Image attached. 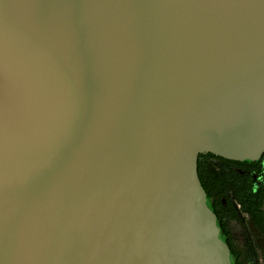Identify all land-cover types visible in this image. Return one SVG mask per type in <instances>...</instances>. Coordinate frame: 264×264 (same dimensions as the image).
Instances as JSON below:
<instances>
[{
	"label": "water",
	"instance_id": "obj_1",
	"mask_svg": "<svg viewBox=\"0 0 264 264\" xmlns=\"http://www.w3.org/2000/svg\"><path fill=\"white\" fill-rule=\"evenodd\" d=\"M209 153L264 154V0H0V264H232Z\"/></svg>",
	"mask_w": 264,
	"mask_h": 264
},
{
	"label": "flooded vegetation",
	"instance_id": "obj_2",
	"mask_svg": "<svg viewBox=\"0 0 264 264\" xmlns=\"http://www.w3.org/2000/svg\"><path fill=\"white\" fill-rule=\"evenodd\" d=\"M218 157H211L210 161L221 168L224 167L239 175L251 177L254 196L264 194V154L259 160L251 161L254 162L253 164H245V161L229 159V161H226ZM222 202L224 206H210L211 209H222L221 214L224 215L230 231L228 235L221 227L220 237L223 241L230 239L239 248L246 249L248 254H253L254 259H256L255 264H264V195L259 210L252 211L245 207L231 190L222 198ZM229 202L232 203V206L229 205ZM216 215L218 221V214ZM253 249H255V252H251Z\"/></svg>",
	"mask_w": 264,
	"mask_h": 264
},
{
	"label": "trees",
	"instance_id": "obj_3",
	"mask_svg": "<svg viewBox=\"0 0 264 264\" xmlns=\"http://www.w3.org/2000/svg\"><path fill=\"white\" fill-rule=\"evenodd\" d=\"M211 157H217L214 154H201L199 157V175L201 181L207 191V203L209 206H224L222 198L227 195L229 190L233 191L238 200L250 210H259L262 203L263 195L257 194V197L252 193L253 183L251 177L242 176L227 168H221L214 162L210 161ZM223 160L228 159L218 157ZM243 163V162H242ZM245 164H253L254 162L245 161ZM212 200V202H210ZM232 206V203L229 202ZM218 214V225L226 234H230L225 221L224 215L220 209H212ZM235 215V214H234ZM231 249L232 264H250L253 260V254H248L246 249L239 248L230 239L224 240ZM255 252L253 249L251 252Z\"/></svg>",
	"mask_w": 264,
	"mask_h": 264
},
{
	"label": "rangeland",
	"instance_id": "obj_4",
	"mask_svg": "<svg viewBox=\"0 0 264 264\" xmlns=\"http://www.w3.org/2000/svg\"><path fill=\"white\" fill-rule=\"evenodd\" d=\"M240 231H241V230H240ZM244 246H246V245H244ZM255 260H256V259H254V261H252L250 264H255Z\"/></svg>",
	"mask_w": 264,
	"mask_h": 264
}]
</instances>
